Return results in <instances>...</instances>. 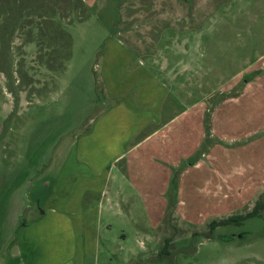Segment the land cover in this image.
<instances>
[{
  "label": "rangeland",
  "instance_id": "rangeland-1",
  "mask_svg": "<svg viewBox=\"0 0 264 264\" xmlns=\"http://www.w3.org/2000/svg\"><path fill=\"white\" fill-rule=\"evenodd\" d=\"M138 2L0 0V187H22L0 201L16 205L30 180L58 172L66 144L105 110L95 66L119 24L139 23L128 15ZM226 4L212 17L210 50L220 52L223 79L238 64V89L212 96L205 119L213 114L214 134L206 130L197 149L199 115L175 128L174 143H164L172 161L194 148L178 168L146 155L125 183L121 214L101 231L95 264H264V209L209 231L213 220L264 204V0Z\"/></svg>",
  "mask_w": 264,
  "mask_h": 264
},
{
  "label": "crops",
  "instance_id": "crops-1",
  "mask_svg": "<svg viewBox=\"0 0 264 264\" xmlns=\"http://www.w3.org/2000/svg\"><path fill=\"white\" fill-rule=\"evenodd\" d=\"M138 1L128 15L140 16L139 23L119 24L94 68L105 110L66 144L58 172L30 180L16 205L0 201V264H95L101 231L121 214L125 183L140 175L146 155L166 170L178 168L194 148L172 161L164 143H174L175 128L193 127L199 115L197 149L206 130L214 134L213 114L205 119L212 96L238 89V64L225 80L220 52L210 50L212 17L229 0ZM210 57L220 65L211 67ZM263 60L264 53L257 62ZM11 185H1L0 194L22 190Z\"/></svg>",
  "mask_w": 264,
  "mask_h": 264
},
{
  "label": "trees",
  "instance_id": "trees-1",
  "mask_svg": "<svg viewBox=\"0 0 264 264\" xmlns=\"http://www.w3.org/2000/svg\"><path fill=\"white\" fill-rule=\"evenodd\" d=\"M262 209H264V204H261L260 202H258V203H256L254 209L251 212H249L248 214H246L245 216L239 217V215H236V216H230V217L223 219V220H213L209 224V231L213 232L218 227H224V226L231 225L233 223H238L239 219H245L248 217H253V216L258 214L259 210H262Z\"/></svg>",
  "mask_w": 264,
  "mask_h": 264
}]
</instances>
